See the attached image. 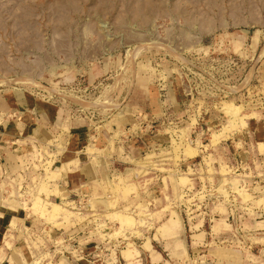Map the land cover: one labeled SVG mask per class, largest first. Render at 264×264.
<instances>
[{
  "label": "rangeland",
  "instance_id": "rangeland-1",
  "mask_svg": "<svg viewBox=\"0 0 264 264\" xmlns=\"http://www.w3.org/2000/svg\"><path fill=\"white\" fill-rule=\"evenodd\" d=\"M7 123L10 264H264V0H0Z\"/></svg>",
  "mask_w": 264,
  "mask_h": 264
},
{
  "label": "crops",
  "instance_id": "crops-1",
  "mask_svg": "<svg viewBox=\"0 0 264 264\" xmlns=\"http://www.w3.org/2000/svg\"><path fill=\"white\" fill-rule=\"evenodd\" d=\"M35 99H33L32 97L26 96V95H20V94H13L10 96V98L6 99L5 102L6 104H4L3 102V109L6 113V110L8 109H13L14 111H16L17 109H20V111H23V109H33L35 107V105L37 103H35L34 101ZM7 105V106H6ZM26 107V108H24ZM46 109V108H45ZM44 109V110H45ZM48 111V110H45ZM15 125L14 124H5L3 127V138L1 137V142H7V141H13V139H16L17 137H19V135H21L22 133L26 132L27 129L20 127L19 129L15 130ZM17 141V140H16ZM2 147L0 146V149ZM0 230L1 227H0ZM1 249L5 252H1L0 254V264H10V261H8L7 258V250H9V247L7 246V242H4L3 247H1ZM154 260H159L157 259V254L153 255ZM83 264H87V263H83Z\"/></svg>",
  "mask_w": 264,
  "mask_h": 264
},
{
  "label": "bare ground",
  "instance_id": "bare-ground-1",
  "mask_svg": "<svg viewBox=\"0 0 264 264\" xmlns=\"http://www.w3.org/2000/svg\"><path fill=\"white\" fill-rule=\"evenodd\" d=\"M27 83H31L30 81H28ZM31 84H33V83H31ZM55 213V212H54Z\"/></svg>",
  "mask_w": 264,
  "mask_h": 264
}]
</instances>
